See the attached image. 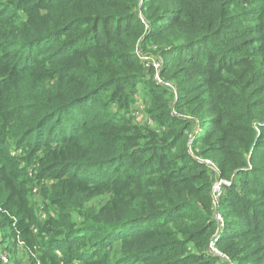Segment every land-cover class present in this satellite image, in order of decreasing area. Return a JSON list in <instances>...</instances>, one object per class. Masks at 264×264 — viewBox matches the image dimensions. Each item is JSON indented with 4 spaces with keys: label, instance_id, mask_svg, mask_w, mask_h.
<instances>
[{
    "label": "trees",
    "instance_id": "obj_1",
    "mask_svg": "<svg viewBox=\"0 0 264 264\" xmlns=\"http://www.w3.org/2000/svg\"><path fill=\"white\" fill-rule=\"evenodd\" d=\"M0 264H264V0H0Z\"/></svg>",
    "mask_w": 264,
    "mask_h": 264
},
{
    "label": "built area",
    "instance_id": "obj_2",
    "mask_svg": "<svg viewBox=\"0 0 264 264\" xmlns=\"http://www.w3.org/2000/svg\"><path fill=\"white\" fill-rule=\"evenodd\" d=\"M158 64L159 63H157V66L155 68L159 69ZM155 78L160 83L164 82L159 78L158 74H156ZM166 86L171 87V85H169V84ZM201 163L208 169V172L210 173V176L212 177L211 195H212V200H213L214 205L216 207H218L219 202H220V197L224 193L225 187L230 185V181L227 179H224V177H222L218 167L216 166V164L212 160L203 159V160H201ZM214 219L217 223V229H216V232L214 233V235L209 240L207 248H208L209 253L223 257L216 245H217L218 239L220 237V230L223 229V227H224V219L218 211L215 212ZM2 260L4 263L7 262V259L5 258V256H2Z\"/></svg>",
    "mask_w": 264,
    "mask_h": 264
},
{
    "label": "rangeland",
    "instance_id": "obj_3",
    "mask_svg": "<svg viewBox=\"0 0 264 264\" xmlns=\"http://www.w3.org/2000/svg\"><path fill=\"white\" fill-rule=\"evenodd\" d=\"M137 50V53H139L140 52V50H138V48L136 49ZM153 66L154 67H156L157 66V63L156 62H153ZM156 69V71H157V69L158 68H155ZM156 74H158V73H155V75H154V78L156 77ZM159 76V75H158ZM160 78V77H159ZM161 79V78H160ZM164 83V85H171V83L170 82H163ZM172 86V85H171ZM138 120H140V119H142V120H145L146 119V117H145V115L142 113V115H140L138 118H137ZM227 235V230H226V228H224L222 231H221V237L223 238V237H225ZM18 253H22V251L21 250H19V252ZM19 254V255H20Z\"/></svg>",
    "mask_w": 264,
    "mask_h": 264
}]
</instances>
